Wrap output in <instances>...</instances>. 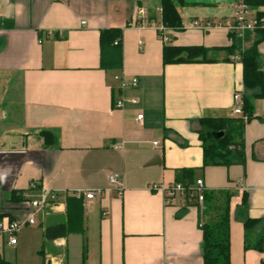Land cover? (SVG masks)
Wrapping results in <instances>:
<instances>
[{"label": "crops", "instance_id": "obj_1", "mask_svg": "<svg viewBox=\"0 0 264 264\" xmlns=\"http://www.w3.org/2000/svg\"><path fill=\"white\" fill-rule=\"evenodd\" d=\"M236 1L186 0L179 7L184 29H171L170 45L203 46L213 62L164 65L166 45L157 33L161 0H0V216L25 220L28 201L37 195L30 191L33 183L60 197L57 211L38 217L40 229L21 231L16 245L0 238L7 261L203 264L201 209L181 197L166 205L160 191L150 190L174 184L179 170L192 169L207 191L234 195L231 264H264L263 251L246 248L244 226L257 220L251 240L263 237L264 98L246 90L238 55L222 50L234 43L226 29L192 27L195 21L231 20ZM140 6L154 26L139 27ZM250 11L255 16L264 7ZM111 28L123 31L122 66L104 70L100 34ZM259 39L249 32L236 35L235 43L245 51ZM259 53L264 73V40ZM238 91L254 108L243 132L245 162L204 167L200 120L240 118L233 115ZM42 132L55 143L47 144ZM113 175L122 197L120 185L110 184ZM98 190L104 194L94 201L83 198L85 234L47 243L56 254L46 247L40 255L44 228L65 220L67 199ZM13 192L27 202H10Z\"/></svg>", "mask_w": 264, "mask_h": 264}, {"label": "trees", "instance_id": "obj_2", "mask_svg": "<svg viewBox=\"0 0 264 264\" xmlns=\"http://www.w3.org/2000/svg\"><path fill=\"white\" fill-rule=\"evenodd\" d=\"M186 0H161V22L168 29L181 31L184 29L183 21L179 13V7H183ZM253 9L264 7V0H245ZM258 17H264V13H258ZM154 19H150L152 21ZM261 35L245 51L238 49L235 43L236 35L230 34L234 43L222 49L228 55H238L239 62L243 65V82L246 90H259L255 95L264 98V73L260 65L259 44L264 40V30L254 31ZM249 33V32H248ZM123 31L118 28L103 30L100 34L101 66L104 70H117L122 66V42ZM221 49H218V51ZM210 51L203 46L180 47L166 45L163 50L164 65L211 63ZM244 116L240 118H203L200 120V138L204 149V167L225 166L233 164L243 165L245 162L243 132L247 121L253 117L254 108L251 101L243 98ZM245 117L247 119H245ZM223 133L216 139L215 135ZM46 143L54 144L55 137L42 132ZM195 171L182 169L177 172V182L183 185L187 191V200L193 206L201 209V231L203 235V264H231V191H206L203 208L200 207L195 197L198 189L194 181ZM40 187V186H39ZM23 193L13 192L10 202L21 204L27 202ZM84 199L75 195L67 199V212L65 220L53 223L44 228L45 243L40 255L44 256L47 243L57 239L67 238L70 235L85 234ZM4 216H0V220ZM258 221L248 219L245 226L246 248L264 252V235L253 242L254 230ZM87 256L86 243L83 246V261ZM0 264H12L0 253Z\"/></svg>", "mask_w": 264, "mask_h": 264}, {"label": "built area", "instance_id": "obj_3", "mask_svg": "<svg viewBox=\"0 0 264 264\" xmlns=\"http://www.w3.org/2000/svg\"><path fill=\"white\" fill-rule=\"evenodd\" d=\"M162 10L160 9V12ZM137 23L139 27L144 26L145 24L155 25L154 22L149 19V12L146 7L140 6L137 11ZM193 28L201 30H211L214 28H224L228 31L229 34L234 35H244L248 32H254L258 29L264 30V17H258V15L251 16L250 7L246 4L245 0H237L234 6V15L231 20L220 21L217 23L211 21H195L192 24ZM171 29L166 28L161 25L157 27V33L164 45H170L172 42V37L170 33ZM238 60L239 58L236 57ZM138 85V80L133 79L131 82L132 87ZM132 104H137L136 99H131ZM116 108L121 109L124 106V100H119L115 104ZM243 96L239 91L234 93L233 97V115L234 116H244L243 112ZM245 119H247L245 117ZM143 120V115L138 116V121ZM154 146H158V143H155ZM110 184L112 186H118L117 193L119 197H122L124 194V188L120 184V179L118 175H113L110 177ZM195 187L198 189L197 196L195 197L196 201L203 208L204 205V195L207 191L204 187V183L199 180L196 182ZM152 191H160L164 195V200L166 205H170L171 202L177 198L181 197L187 199L186 188L178 183L171 185H152L150 187ZM30 191H36L37 195L31 198L28 201V210L29 215L25 220H11V219H2L0 220V238L7 239V242L10 245L17 244V236L24 229L32 226H37L39 224L38 217L42 214H45L47 211H57L60 204L59 194L56 192H50L42 187H39L38 183H33L30 187ZM103 191H87V192H77L75 196L77 198H84L87 201H94L97 197L103 196ZM107 215L106 213L103 214Z\"/></svg>", "mask_w": 264, "mask_h": 264}, {"label": "rangeland", "instance_id": "obj_4", "mask_svg": "<svg viewBox=\"0 0 264 264\" xmlns=\"http://www.w3.org/2000/svg\"><path fill=\"white\" fill-rule=\"evenodd\" d=\"M47 213L50 215L52 212H50V211H47ZM30 228V229H29ZM33 228H35V229H40L41 228V226L40 225H37V226H32V227H28V228H24L22 231H28V230H32ZM47 248H46V250H47V252H51L52 254H56V252L51 248V246L50 245H48V246H46Z\"/></svg>", "mask_w": 264, "mask_h": 264}, {"label": "water", "instance_id": "obj_5", "mask_svg": "<svg viewBox=\"0 0 264 264\" xmlns=\"http://www.w3.org/2000/svg\"><path fill=\"white\" fill-rule=\"evenodd\" d=\"M222 136H223V133H219V134H216V135H215L216 139H219V138L222 137Z\"/></svg>", "mask_w": 264, "mask_h": 264}]
</instances>
